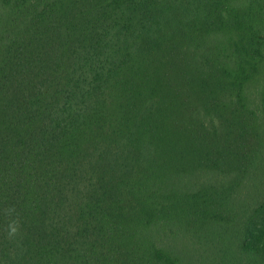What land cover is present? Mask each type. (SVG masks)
<instances>
[{
    "label": "trees",
    "instance_id": "1",
    "mask_svg": "<svg viewBox=\"0 0 264 264\" xmlns=\"http://www.w3.org/2000/svg\"><path fill=\"white\" fill-rule=\"evenodd\" d=\"M0 264H264V0H0Z\"/></svg>",
    "mask_w": 264,
    "mask_h": 264
}]
</instances>
